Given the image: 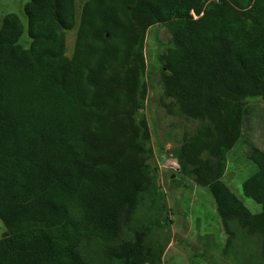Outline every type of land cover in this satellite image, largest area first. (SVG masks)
<instances>
[{
  "label": "trees",
  "instance_id": "obj_1",
  "mask_svg": "<svg viewBox=\"0 0 264 264\" xmlns=\"http://www.w3.org/2000/svg\"><path fill=\"white\" fill-rule=\"evenodd\" d=\"M22 12L28 48L16 14L0 25V264H151L144 232L125 237L155 174L130 62L144 16L172 41L163 96L199 122L178 162L209 188L226 234L235 220L264 251V151L251 148L256 172L242 183L259 213L220 180L245 101L264 100V0H87L70 58L64 32L76 27L75 0H28Z\"/></svg>",
  "mask_w": 264,
  "mask_h": 264
},
{
  "label": "rangeland",
  "instance_id": "obj_2",
  "mask_svg": "<svg viewBox=\"0 0 264 264\" xmlns=\"http://www.w3.org/2000/svg\"><path fill=\"white\" fill-rule=\"evenodd\" d=\"M27 1L0 0V25L5 15L16 14L24 27L19 40L23 48H28L30 43L22 12ZM86 1L75 0L76 27L64 32L65 54L69 58ZM140 21L144 33L138 51L130 58L134 70L131 76L140 77L143 106L139 114L146 127L147 146L153 154L150 167L155 174L148 172L150 186L136 201L127 221L125 237L133 240L135 232H144L143 243L151 252V264H264L260 238L247 235L235 220L229 224L232 234L227 235L209 188L198 185L192 169L178 162L177 151L184 136L191 135L199 122L176 115L173 101L163 96L160 73L162 56L172 45L169 32L147 16ZM245 107L240 137L220 158V180L249 212L257 214L261 206L243 194L242 183L256 172V166L249 159L251 148L264 151V100L260 97L247 99ZM122 140L133 138L127 136ZM132 155L141 162L138 151L133 150ZM154 187L161 193L155 192ZM5 231L0 221V237Z\"/></svg>",
  "mask_w": 264,
  "mask_h": 264
}]
</instances>
